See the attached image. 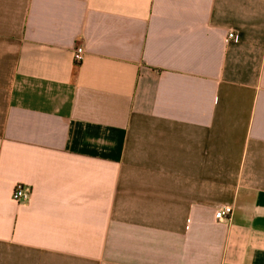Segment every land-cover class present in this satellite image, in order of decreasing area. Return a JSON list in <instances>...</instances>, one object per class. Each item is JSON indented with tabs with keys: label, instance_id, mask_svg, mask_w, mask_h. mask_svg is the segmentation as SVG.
<instances>
[{
	"label": "crops",
	"instance_id": "obj_1",
	"mask_svg": "<svg viewBox=\"0 0 264 264\" xmlns=\"http://www.w3.org/2000/svg\"><path fill=\"white\" fill-rule=\"evenodd\" d=\"M0 264H264V0H0Z\"/></svg>",
	"mask_w": 264,
	"mask_h": 264
},
{
	"label": "built area",
	"instance_id": "obj_2",
	"mask_svg": "<svg viewBox=\"0 0 264 264\" xmlns=\"http://www.w3.org/2000/svg\"><path fill=\"white\" fill-rule=\"evenodd\" d=\"M238 34L230 31L225 39L226 42H231L232 40H237ZM86 50L81 44L76 46L74 50V61L76 64L83 62L85 58ZM32 188L30 185L18 182L12 192L13 199L18 203H28L32 199ZM234 207L232 205H222L215 211V217L217 220H225L229 218L233 213Z\"/></svg>",
	"mask_w": 264,
	"mask_h": 264
}]
</instances>
